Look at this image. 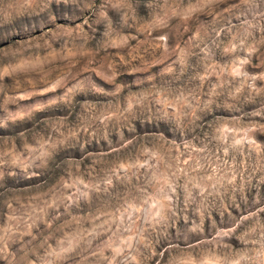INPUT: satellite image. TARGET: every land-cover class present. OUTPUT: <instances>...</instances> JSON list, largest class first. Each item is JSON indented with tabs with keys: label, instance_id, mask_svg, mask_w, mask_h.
Returning <instances> with one entry per match:
<instances>
[{
	"label": "rangeland",
	"instance_id": "obj_1",
	"mask_svg": "<svg viewBox=\"0 0 264 264\" xmlns=\"http://www.w3.org/2000/svg\"><path fill=\"white\" fill-rule=\"evenodd\" d=\"M0 264H264V0H0Z\"/></svg>",
	"mask_w": 264,
	"mask_h": 264
}]
</instances>
